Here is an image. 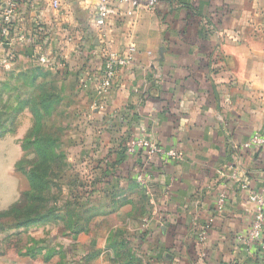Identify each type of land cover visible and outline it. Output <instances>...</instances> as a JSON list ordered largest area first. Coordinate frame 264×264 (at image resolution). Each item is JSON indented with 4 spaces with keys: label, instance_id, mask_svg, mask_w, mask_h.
<instances>
[{
    "label": "crops",
    "instance_id": "obj_1",
    "mask_svg": "<svg viewBox=\"0 0 264 264\" xmlns=\"http://www.w3.org/2000/svg\"><path fill=\"white\" fill-rule=\"evenodd\" d=\"M12 1L16 16L4 36L3 9ZM58 1L56 10L54 0H0V83L37 65L59 80L63 117L72 112L68 132L61 120L63 143L76 138L67 160L78 176L73 187L89 198L74 204V225L61 220V252L76 247L84 257L92 248L93 264H264V253L236 242L253 219L251 191L264 188V148L243 147L264 137V0H160L153 10L127 3L102 29L94 25L98 0ZM106 53L131 60L100 95L95 80ZM22 114L16 132L0 140L15 154L10 171L17 179L0 212L22 193L16 164L35 126L29 109ZM134 137L175 149L181 159L129 154ZM100 219L107 222L104 239L95 232ZM57 234L46 250L11 263L36 264L44 253L51 263Z\"/></svg>",
    "mask_w": 264,
    "mask_h": 264
},
{
    "label": "trees",
    "instance_id": "obj_2",
    "mask_svg": "<svg viewBox=\"0 0 264 264\" xmlns=\"http://www.w3.org/2000/svg\"><path fill=\"white\" fill-rule=\"evenodd\" d=\"M13 75L9 73L8 78L0 83V140L16 132L19 115L26 109L33 114L35 126L23 140L24 155L16 164V171L18 173L21 171L25 176L28 189L22 191L19 200L8 210L0 212V232L41 225L50 218L51 221L66 220L67 224L70 220L74 225L73 212L77 208L76 205L79 204L80 207V200L89 195L76 189L73 196L70 190L72 194L67 195L65 205L62 208L58 207V195L65 192L64 187L72 183L63 180V174L70 163L62 147L65 145L63 138L66 136V128L61 123L64 113L60 110V96L48 87L51 85L48 81L45 83L39 81L42 76H49L40 68L20 74L15 80ZM20 82L23 88L18 85ZM24 86L35 91L23 92ZM5 95L8 99H5ZM27 146L33 147L35 162L29 170H24L23 165L27 163L25 154ZM84 215V218L88 216V219L84 220V224L88 226L92 214L86 211ZM7 225L9 227L6 228ZM31 251L35 252V249L28 253ZM259 251L264 253L262 250ZM90 254L92 259L97 257L95 254Z\"/></svg>",
    "mask_w": 264,
    "mask_h": 264
},
{
    "label": "rangeland",
    "instance_id": "obj_3",
    "mask_svg": "<svg viewBox=\"0 0 264 264\" xmlns=\"http://www.w3.org/2000/svg\"><path fill=\"white\" fill-rule=\"evenodd\" d=\"M35 60H38V59H35ZM35 67H39V66L35 65ZM43 72L47 75L45 70H43ZM0 76L3 77L2 74H0ZM39 81H43V83L48 81V83L51 84L48 87L51 88V90H53L55 93H58V95H59L60 84H57L59 80L51 79L49 76H42L41 78H39ZM74 81L75 80L73 78H71L69 80V83L66 84V87L69 88V92L73 90ZM18 85L23 88V84L21 82ZM3 89H4V87H3ZM6 91L9 92L8 90H6ZM25 91H33L34 92L35 89H30L29 87L24 86L23 92H25ZM5 99H8L7 95H5ZM72 102L74 104V107H76L77 106L76 105L77 100L76 99L72 100ZM14 104H15V100H14L13 105ZM20 115H19V117H20ZM65 116H66V118L65 117L64 118L68 120L66 122V126H67L66 128H67V132H68V130H70L71 125H72V118H73L72 112L65 113ZM22 118L24 120H26L27 113L22 114ZM55 121H57V120H55ZM18 124H19V120H18ZM17 128H18V126H17ZM75 139L65 140L66 143H65V145H62V147H63V151H65L66 154H72L74 152H77V150L74 146ZM25 152H26L25 154H26L27 163H25L23 165V169L29 170L30 167L32 166V164L35 162V160H34L35 156L33 154V147L27 146V149ZM14 155L15 154L13 153L11 148H6L4 143H2L0 145V207H3L12 198L10 196V194L14 189L15 182H17V179L15 178V176L10 171V169H11L10 166H11L12 162L14 161ZM18 175L20 176V179H21L22 191L27 190L28 189V183H27L25 176L22 174L21 171H19ZM63 178H64L63 179L64 182H69V183L72 182V183L70 186L64 187L65 192H62L61 194L58 193L59 195H58V201H57L58 203L57 204H58V207H61V208L65 205V200L68 197L67 195H71L73 192V196H74V194H75L74 192L76 191V188L73 186H74V184H75L74 182L76 181L78 176L76 174V170L74 169L73 164H69L65 173L63 174ZM71 186L73 188H71ZM70 190L72 192H69ZM69 198L72 199L71 197H69ZM88 198L89 197H84V199H88ZM81 200H83V198ZM52 204H53V202H52ZM50 219H52V218H50ZM50 219L48 222L41 224V225L37 224V225H32L29 227L22 228L20 230L18 229L15 231L12 230V231L0 232V264L1 263L13 264V263H11V261L15 260L14 258L17 257L16 255L21 256L24 254L23 252H26V251H30L33 249L40 250V251L43 249L46 250L47 249L46 247L48 246L49 238L54 233H58L56 236L58 239H56L53 244H56L58 246H57V249H55L56 255H54V257L52 259L53 261L51 263H50V261H45L44 260L45 253L44 254L41 253L42 256H40V259H37V260L35 259L36 261H34L36 264H76L73 261L75 259L81 260V262H80L81 264H93L94 259L91 258V254H90L91 251H93L92 248H89V249L86 248V252H89V254H86L84 257H82L84 253L82 254L80 252V249L77 250L76 247L71 248L70 254L67 252V255H66L65 253L61 252V250L59 248L60 247L59 245L61 243L60 239H59V237L61 235V226H60L61 220L57 219L55 221L54 220L51 221ZM86 219H88V216H86L84 218V220H86ZM95 221H97L94 223L95 232L97 234V237L100 239H102V238L104 239L105 238L104 232L106 231L105 229H107L106 228L107 222H103V221H101V219L95 220ZM67 225L69 227H71L72 222H70V220H69V223ZM89 225L87 226V224H84V228L86 229V231H87ZM7 227H9V225H7L6 228ZM68 241H69V239H68ZM84 241L86 243L90 242L89 238L87 239V237L84 238ZM105 262H103V264H107L108 258H106Z\"/></svg>",
    "mask_w": 264,
    "mask_h": 264
},
{
    "label": "built area",
    "instance_id": "obj_4",
    "mask_svg": "<svg viewBox=\"0 0 264 264\" xmlns=\"http://www.w3.org/2000/svg\"><path fill=\"white\" fill-rule=\"evenodd\" d=\"M160 0H98L96 7V14L94 17V25L98 29H102L106 26L108 19L111 17L115 9L122 4H133L138 7L146 9H156ZM52 7L56 10L60 9L61 5L58 0H54ZM3 15V29L2 34L8 36L9 29L14 23L16 16L17 4L12 1L7 3ZM2 46V45H1ZM136 51V48L132 46L130 53ZM104 71L99 79H96L97 90L100 95L105 94L111 88L113 81L118 77L120 70L127 67L130 63V56H118L112 53H106L105 55ZM9 60V59H7ZM7 60L5 62H7ZM41 63H46L45 58L40 59ZM88 75L83 80L85 83L90 82ZM246 149H260L264 148V137L258 134L251 137V139L243 146ZM127 152L132 155L139 154L141 152L147 153L149 156L158 155L165 162L177 161L181 159L180 153L175 149L167 150L163 146L155 143L149 139L134 137L131 138L127 144ZM138 181L144 183L145 177L143 174L138 176ZM243 189L249 190V185H244ZM250 201L254 206L253 219L250 228L245 232L236 235V242L238 245L244 246L247 250L264 251V188L261 190H253L249 195ZM226 195L221 194L219 197V209L222 210L226 205ZM206 229L200 234V240L203 241L206 237Z\"/></svg>",
    "mask_w": 264,
    "mask_h": 264
}]
</instances>
